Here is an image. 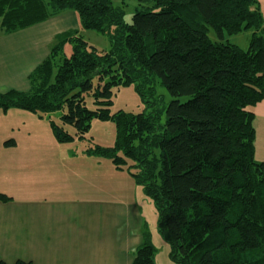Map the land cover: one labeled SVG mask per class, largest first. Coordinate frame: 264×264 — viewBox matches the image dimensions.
<instances>
[{"label": "trees", "instance_id": "1", "mask_svg": "<svg viewBox=\"0 0 264 264\" xmlns=\"http://www.w3.org/2000/svg\"><path fill=\"white\" fill-rule=\"evenodd\" d=\"M135 1L140 7L127 23L124 10L110 0H0L2 33L75 11L83 29L108 34L111 41L109 51H99L80 31L58 35L29 76L31 90L0 92V110L48 116L60 142L74 139L66 125L84 138L93 119H112L115 147L93 146L87 153L111 159L118 169L127 159L135 162L139 171L133 176L155 204L172 261L264 264V162L255 157L251 110L264 100L259 2ZM242 32L252 34L246 50L226 39ZM66 43L73 45L70 56ZM131 83L148 110L111 114L114 88ZM156 84L173 97L166 108ZM54 112H61L60 122L49 116ZM10 200L0 192L1 202ZM156 251L146 229L132 264H156Z\"/></svg>", "mask_w": 264, "mask_h": 264}, {"label": "crops", "instance_id": "2", "mask_svg": "<svg viewBox=\"0 0 264 264\" xmlns=\"http://www.w3.org/2000/svg\"><path fill=\"white\" fill-rule=\"evenodd\" d=\"M258 2L264 17V0ZM81 29L78 13L66 11L13 33L0 30V92L30 91L29 76L58 35ZM251 110L255 157L264 162V100ZM6 149L0 192L11 200L0 201L1 261L132 264L148 222L138 188L123 169L70 151L37 154L17 142Z\"/></svg>", "mask_w": 264, "mask_h": 264}, {"label": "rangeland", "instance_id": "3", "mask_svg": "<svg viewBox=\"0 0 264 264\" xmlns=\"http://www.w3.org/2000/svg\"><path fill=\"white\" fill-rule=\"evenodd\" d=\"M114 7H120L124 10V20L127 23H132V18L136 12L139 4L135 0H110ZM79 34L88 42L90 46L97 48L99 51H109L111 49L110 36L108 34L100 33L94 30L81 29ZM210 37L214 40L217 35L211 29ZM251 32H242L234 35H226V39L231 44H235L246 50L249 47L251 40ZM226 40V41H227ZM73 51V45L66 43L64 46V54L70 56ZM156 91L158 96L162 97L161 106L166 108L172 100V96L168 90L156 84ZM111 114L123 110L128 113L138 114L147 111L149 105L143 100L140 93L137 91L136 84L121 85L114 88V95L112 98ZM186 101L187 98H181ZM90 108L94 109L91 100L88 102ZM61 112L50 113L49 116L57 122H60ZM165 119V115L163 120ZM66 129L74 135V139L66 142H60L54 135L50 120L48 116L40 117L33 112L12 108L8 111L0 110V163L4 160L7 149L6 141L15 139L17 144L21 147H30L35 149L37 154L41 153H67L71 152L83 159V157L107 159L113 163L109 158H104L87 153L89 147L101 146L104 148H113L116 143L117 129L116 124L112 119L100 120L95 118L92 120L89 132L84 138H79L75 135V129L71 125H66ZM15 146V145H14ZM12 146V147H14ZM9 147V148H12ZM119 155H122L119 153ZM114 164V163H113ZM139 169L135 167V162L127 159V164L124 165L123 173L133 180L134 185L138 188L139 200L142 206L144 216L147 220V231L150 232L151 240L156 248L155 263L156 264H178L170 258V247L158 230L159 215L153 200L148 197L142 188L136 182L134 173Z\"/></svg>", "mask_w": 264, "mask_h": 264}]
</instances>
